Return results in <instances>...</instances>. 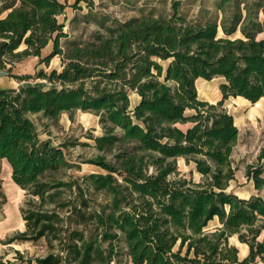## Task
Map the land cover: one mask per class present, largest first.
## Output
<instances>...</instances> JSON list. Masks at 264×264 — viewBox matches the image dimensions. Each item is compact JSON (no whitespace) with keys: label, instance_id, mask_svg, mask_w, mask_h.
Returning <instances> with one entry per match:
<instances>
[{"label":"trees","instance_id":"16d2710c","mask_svg":"<svg viewBox=\"0 0 264 264\" xmlns=\"http://www.w3.org/2000/svg\"><path fill=\"white\" fill-rule=\"evenodd\" d=\"M81 1L94 6L92 0H0V70L25 81L33 76L12 70L27 58L49 67L59 57L62 65L36 75L50 89L0 88V160L26 197V230L6 243L43 240L49 247L45 256L27 259L16 251L15 259L119 264L124 253L130 264H251L264 254V240L258 241L264 198L242 199L229 189L238 172L232 154L239 128L225 104L264 98V39L257 38L264 0H215L220 22L207 9L190 17L182 0L172 2L169 14L126 20L90 14L98 31L89 41L69 32L76 16L65 19ZM215 78L224 80L222 99L201 100L196 81ZM132 94L139 98L134 106ZM78 110L99 117L103 134L88 135L99 154L84 163L106 174L58 179L55 174L76 167L70 145L42 140L30 115L56 122ZM179 158L195 165L199 182L180 177ZM258 161L246 177L261 190L264 148ZM92 193H103L106 204L95 205ZM233 235L249 245L247 259L230 243Z\"/></svg>","mask_w":264,"mask_h":264},{"label":"rangeland","instance_id":"374dc122","mask_svg":"<svg viewBox=\"0 0 264 264\" xmlns=\"http://www.w3.org/2000/svg\"><path fill=\"white\" fill-rule=\"evenodd\" d=\"M76 0H66L70 4H74ZM99 2L98 0H96ZM104 8L100 6L88 7L86 1H81L76 10L68 9L66 20L73 19L76 16L77 21L70 25L69 32L74 38H81L84 41L92 39L93 35L98 31V24L93 18L87 19L90 14L97 15L99 18L105 14H109L115 18L119 17L121 7L110 6V1L105 0ZM110 12V13H108ZM113 14V15H112ZM0 15V18L4 17ZM117 16V17H116ZM164 66L168 63L162 62ZM8 65L7 68H10ZM53 69L61 71L62 65L59 57L52 60L49 67L39 64V59L30 57L15 65L12 74L16 76H33L29 80H19L12 77L7 70H2L5 74L0 76V88L2 89H17L21 86H40L43 89H50L53 87L49 82L36 78V75L41 70L51 72ZM222 78H215L212 81L199 83L198 94L201 100H214V98H222L220 85L223 83ZM202 93H201V92ZM136 97H132V106L136 103ZM217 103V102H216ZM230 109L237 113V122L240 126L239 140L234 148L232 154V162L238 168L237 179L243 181V174L247 171L248 166L258 164V156L264 148V112L261 113L259 109L262 103L257 105H243L240 100H231ZM253 110L255 117H249V113ZM31 119L37 124L40 137L42 140H51L54 146H59L61 143H68L70 145L67 151V156L72 164L76 167L66 169L55 174L58 179L70 180V178H83L91 174H106L102 169L84 163L88 159L96 157L99 152L94 148V143L88 138L89 134L100 136L103 134L102 127L99 123V117L91 112L75 111L72 116L69 113H63L56 122L42 120L39 115H30ZM183 128H186L184 126ZM88 145H82V144ZM74 144V145H73ZM180 177L193 179L196 182L201 180V175L197 173L193 163L187 164L183 158L177 161ZM264 166V163H263ZM0 178L3 180L2 189L0 190V214L3 208H7L11 212L12 218L16 228L19 226L18 211L25 200L21 193L13 187L9 178V171L7 167L0 162ZM92 197L97 200V204H106V196L103 193H92ZM51 208V205H47ZM53 206V205H52ZM27 209L29 205L26 206ZM17 232V231H16ZM16 232L14 234H16ZM8 239V238H7ZM54 244H57L54 243ZM5 250V249H3ZM27 257L45 256L49 252V247L42 240L37 245H29V249H22ZM16 252H12L15 254ZM11 254V253H10ZM11 259V256H9ZM15 258V257H14ZM5 259V257H4ZM119 264H130L124 253L119 258Z\"/></svg>","mask_w":264,"mask_h":264},{"label":"crops","instance_id":"0c3cea01","mask_svg":"<svg viewBox=\"0 0 264 264\" xmlns=\"http://www.w3.org/2000/svg\"><path fill=\"white\" fill-rule=\"evenodd\" d=\"M63 1H66V0H63ZM92 1L94 2L96 6L98 7L100 6V8H104L106 6V4H104L105 0H98L99 2H97L96 0H92ZM109 1H110V6H120L121 7L120 14H118L119 17L117 16L116 17L122 20H126L132 17L140 16L142 12L144 13L154 12L156 15L169 14L171 12L172 2L174 0H109ZM182 1L184 2V7L182 10L188 13L190 17H195L199 14V12L202 9H207L213 12V15L218 18L219 22L222 18V13L218 12L216 8L214 7L215 0H182ZM69 22L70 20H68V23ZM68 27H70V24H68ZM236 36L239 37L240 34L238 33ZM257 38L264 39V32L258 34ZM203 82H207V81L203 79H198L196 81V85L198 86L199 83H203ZM133 96L136 97L137 99L136 103H138L139 101L138 96L136 94H132L131 97ZM221 99L222 98L217 97V98H214V100L205 99L204 101H208L210 103H216L220 101ZM231 100H234V101L240 100L243 103V105H252V109H253V104L244 100L241 97L231 98L225 104L228 111L234 116L235 123L239 128V134H240V126H239V123L237 122V113L233 112L230 109ZM259 103H262V107L259 109V111L263 113L264 112V98H262L257 104ZM249 114H250L249 117H255V114H253V110ZM0 162L2 163L3 166L7 167L9 171V178H10L11 184L13 185L15 189H17L21 193L23 199L25 200L26 198L25 191L22 190L18 185H16L13 182L12 170L7 160L1 159ZM1 189H2V184H1L0 190ZM229 189L230 191L234 192L239 198H242V199H249L250 197L254 195L261 196L264 198V187L261 190H257L254 186V183L247 179L246 172L243 174V181H238V179L236 178V180L231 182ZM22 206L23 204L21 205L18 211V215L20 219L18 228H16L14 224V219L12 218L11 212H8L7 208L1 209L3 213L0 214V256L3 257V262L5 264L7 261H11L10 264H26L25 262L17 261L14 258L16 257V253L12 254V252L20 251L23 255H25L22 252L23 251L22 249L24 250L29 249V245H33L31 242H16L13 244L6 243L7 238L8 239L12 238L17 233L24 232L26 230L25 221L23 220L22 213H21ZM15 232L16 234H14ZM263 240H264V231L258 237L259 242H263ZM230 243L238 248L240 260H245L250 256L249 245L241 242L238 235H233L230 238ZM9 256H11V259L9 258ZM25 258L27 259V256ZM251 264H264V254L258 255L255 261L252 262Z\"/></svg>","mask_w":264,"mask_h":264},{"label":"water","instance_id":"95a60500","mask_svg":"<svg viewBox=\"0 0 264 264\" xmlns=\"http://www.w3.org/2000/svg\"><path fill=\"white\" fill-rule=\"evenodd\" d=\"M5 74V72H3L2 70H0V76Z\"/></svg>","mask_w":264,"mask_h":264},{"label":"bare ground","instance_id":"6f19581e","mask_svg":"<svg viewBox=\"0 0 264 264\" xmlns=\"http://www.w3.org/2000/svg\"><path fill=\"white\" fill-rule=\"evenodd\" d=\"M201 92V91H200ZM202 93V92H201Z\"/></svg>","mask_w":264,"mask_h":264}]
</instances>
